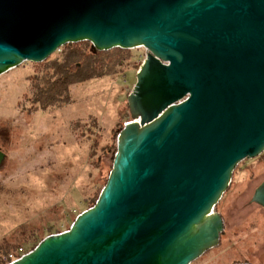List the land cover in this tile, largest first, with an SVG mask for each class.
Segmentation results:
<instances>
[{
    "label": "water",
    "instance_id": "95a60500",
    "mask_svg": "<svg viewBox=\"0 0 264 264\" xmlns=\"http://www.w3.org/2000/svg\"><path fill=\"white\" fill-rule=\"evenodd\" d=\"M80 42L145 50L130 120L95 204L9 264L193 263L219 244L233 171L264 152V0H0V76Z\"/></svg>",
    "mask_w": 264,
    "mask_h": 264
},
{
    "label": "rangeland",
    "instance_id": "374dc122",
    "mask_svg": "<svg viewBox=\"0 0 264 264\" xmlns=\"http://www.w3.org/2000/svg\"><path fill=\"white\" fill-rule=\"evenodd\" d=\"M68 46L42 64L23 63L0 76L1 255L16 247L30 250L34 243H23L25 238L68 230L95 204L112 168L117 136L130 120L126 99L145 50L113 49L92 57L87 42ZM70 50L82 54L74 59L79 68L91 64L96 75L71 85L68 103L39 109L32 87L40 98L54 61L63 63ZM53 97L66 99L59 88ZM263 180L264 152L237 165L215 206L223 221L219 244L191 264H264V210L252 202Z\"/></svg>",
    "mask_w": 264,
    "mask_h": 264
},
{
    "label": "trees",
    "instance_id": "16d2710c",
    "mask_svg": "<svg viewBox=\"0 0 264 264\" xmlns=\"http://www.w3.org/2000/svg\"><path fill=\"white\" fill-rule=\"evenodd\" d=\"M78 44L79 43H77L75 45H78ZM68 45H72V44H68ZM68 45H65V46H68ZM65 46H63L61 48L63 49ZM61 48H60V50H61ZM66 48L70 49V46H68ZM79 52L80 51H78V50H70L68 52L65 51L64 54H63V59H62V61L64 60L63 63L58 64V61H54L56 63L52 62V63H54V65L51 67V70H52L53 74L51 75L50 78H49V76L45 78V81H46L45 82V86H46V88H43V90H41V97L40 98L35 99L37 97V92L32 87L31 94H33V103L35 105H37V107L39 109L54 108V107H56L59 104L68 103L67 92H68L69 87L71 85L86 81V80L92 78L94 75H96L95 69L92 67L91 64H89L86 67L85 70H83L82 68H79L77 63L74 61L75 58H80V56H82V54H80ZM88 52H89V54L92 57H94L96 55H100L102 53H105V52L96 51L95 49L92 48L91 45H90V48H89ZM42 63H44V62H42ZM42 63H39V64H42ZM31 64H33V63H31ZM74 65L76 67H73ZM72 67L74 68V70H72ZM3 75H5V74H3ZM53 78L54 79L57 78V79L54 82H52V84H49L50 80L53 79ZM58 88H59L61 93L66 95V99L65 100L57 99V98L53 97L54 95L55 96L58 95ZM51 93H53L54 95L50 96ZM57 233L58 232L51 233V234H57ZM51 234H49V235H51ZM31 239H33V238L32 237H30L28 239L25 238V240L23 241V243H24V242L29 240L30 243H34V245L30 248V250H26L25 251V249H23V248H17L16 247L12 251L7 252V253H5L3 255H1V252H0V264H8L12 260H15V259L19 258L20 255H21L19 250H22L24 253H28L43 238L39 240L36 237L34 241H32Z\"/></svg>",
    "mask_w": 264,
    "mask_h": 264
},
{
    "label": "built area",
    "instance_id": "2783aa9c",
    "mask_svg": "<svg viewBox=\"0 0 264 264\" xmlns=\"http://www.w3.org/2000/svg\"><path fill=\"white\" fill-rule=\"evenodd\" d=\"M19 251H20V254H21L20 257L23 256L24 254H26V253H24L22 250H19ZM20 257H19V258H20ZM19 258H17V259H19ZM17 259H15V260H17ZM15 260H12L11 262H13V261H15ZM11 262H9V263H11ZM9 263H8V264H9Z\"/></svg>",
    "mask_w": 264,
    "mask_h": 264
}]
</instances>
